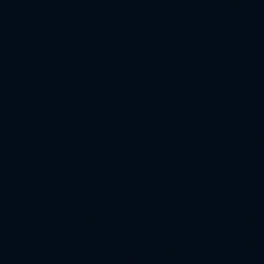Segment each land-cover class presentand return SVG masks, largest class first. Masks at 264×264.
<instances>
[{
	"label": "water",
	"instance_id": "water-1",
	"mask_svg": "<svg viewBox=\"0 0 264 264\" xmlns=\"http://www.w3.org/2000/svg\"><path fill=\"white\" fill-rule=\"evenodd\" d=\"M0 264H264V0H0Z\"/></svg>",
	"mask_w": 264,
	"mask_h": 264
}]
</instances>
